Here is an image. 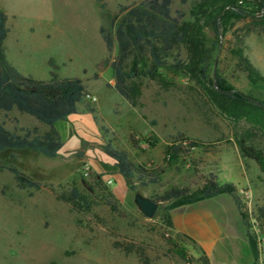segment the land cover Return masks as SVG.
Returning <instances> with one entry per match:
<instances>
[{"label": "rangeland", "instance_id": "1", "mask_svg": "<svg viewBox=\"0 0 264 264\" xmlns=\"http://www.w3.org/2000/svg\"><path fill=\"white\" fill-rule=\"evenodd\" d=\"M138 1L0 0L8 28L3 42L7 61L23 75L47 79L50 60L58 77L81 79L93 109L87 112L77 104L75 114L53 124L62 146L51 157L26 149L0 152L5 164L38 182L37 188H17L12 174L0 168V264H251L246 244L222 262L217 256L209 260L176 235L165 219L169 200L156 202L150 217L133 203L135 193L154 199L170 185L193 191L209 174L235 185L259 240L255 264H264V218L258 211H264V172L240 155L233 136L248 124L219 113L195 79L178 71L140 78L134 106L112 87L108 63L115 48L105 50L98 27L107 28L103 13ZM198 1L172 0L171 15L180 10L191 20ZM256 3L241 2L254 15L224 20L218 41L207 26L202 34L209 49L207 74L217 72L235 89L264 99V92L247 82L234 53L241 50L264 75V21ZM176 50L184 56L183 47L172 54ZM0 119L9 130L48 128L14 109L0 111ZM178 134L204 145L168 162L165 146ZM251 141L264 153L260 132L254 130ZM106 143L125 149L136 164L161 168L158 182L140 186L132 179L128 184L104 154Z\"/></svg>", "mask_w": 264, "mask_h": 264}, {"label": "trees", "instance_id": "2", "mask_svg": "<svg viewBox=\"0 0 264 264\" xmlns=\"http://www.w3.org/2000/svg\"><path fill=\"white\" fill-rule=\"evenodd\" d=\"M243 1L247 0H200L191 7L192 19L185 20L183 11L175 10L174 15H171L172 0H139L118 5L113 14L103 13L107 28L99 26L98 34L108 53L115 48V54L108 63L113 74L112 87L129 104L134 106L140 95V78H161L162 70L189 75L201 86L207 99L219 113L235 122L243 121L248 124V127L234 133V144L240 155L253 160L264 172V153L251 141L254 130L264 136V99L235 89L217 72H214L212 77L207 74L209 49L204 46L202 34L203 28L207 26L218 41V29L224 20L253 16L254 11L241 7L240 3ZM256 1V11L260 12V18L264 21V0ZM5 22L6 14L0 8V111L14 109L35 118L48 128L43 132H38L36 128L24 127L9 130L0 119V152L26 149L51 157L62 146L53 124L75 114L77 104H82L87 112L93 111L85 101L88 100L87 90L78 77H58L50 60L47 79H36L18 72L4 54L2 41L8 31ZM177 46L183 47L184 56L181 57L178 50L172 54ZM234 53L247 82L264 92V75L242 56L241 50L237 49ZM203 145L201 141L190 140L178 134L165 146L164 156L169 162L186 154L189 149ZM102 149L128 184H131L132 179L140 186L158 182L161 168L136 164L125 149L108 143L103 145ZM8 157L15 159L12 153H9ZM0 168L12 174L17 188L38 187L37 181L14 165L5 164L1 159ZM220 193H225L231 198L239 213L251 264H255L260 254L259 240L246 212L242 210V203L233 183L218 182L214 175L209 174L198 189L190 191L185 186L170 185L162 194L151 200H169L164 207L168 212L173 207ZM74 194L76 193L73 190L72 195ZM258 211L264 218V211L261 208ZM165 219L170 226L168 213ZM175 234L191 242L187 237Z\"/></svg>", "mask_w": 264, "mask_h": 264}, {"label": "crops", "instance_id": "3", "mask_svg": "<svg viewBox=\"0 0 264 264\" xmlns=\"http://www.w3.org/2000/svg\"><path fill=\"white\" fill-rule=\"evenodd\" d=\"M168 215L171 230L191 240L209 260L217 256L222 262L229 261L228 255L245 244L241 218L225 193L173 207Z\"/></svg>", "mask_w": 264, "mask_h": 264}, {"label": "water", "instance_id": "4", "mask_svg": "<svg viewBox=\"0 0 264 264\" xmlns=\"http://www.w3.org/2000/svg\"><path fill=\"white\" fill-rule=\"evenodd\" d=\"M133 203L137 209L145 216L150 217L155 212L157 203L139 193L133 195Z\"/></svg>", "mask_w": 264, "mask_h": 264}, {"label": "built area", "instance_id": "5", "mask_svg": "<svg viewBox=\"0 0 264 264\" xmlns=\"http://www.w3.org/2000/svg\"><path fill=\"white\" fill-rule=\"evenodd\" d=\"M87 98H89V95H86Z\"/></svg>", "mask_w": 264, "mask_h": 264}]
</instances>
